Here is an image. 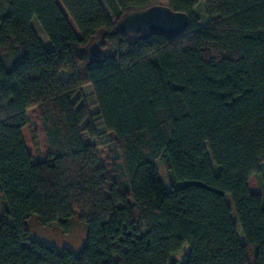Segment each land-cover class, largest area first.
Instances as JSON below:
<instances>
[{"label":"trees","instance_id":"16d2710c","mask_svg":"<svg viewBox=\"0 0 264 264\" xmlns=\"http://www.w3.org/2000/svg\"><path fill=\"white\" fill-rule=\"evenodd\" d=\"M104 1L116 22L99 0H0V205L12 221L0 223V264H67L68 249L30 238L32 217L65 234L77 217L79 264H264V0ZM153 5L187 14L186 31H116ZM31 108L49 148L36 162L22 133Z\"/></svg>","mask_w":264,"mask_h":264},{"label":"rangeland","instance_id":"374dc122","mask_svg":"<svg viewBox=\"0 0 264 264\" xmlns=\"http://www.w3.org/2000/svg\"><path fill=\"white\" fill-rule=\"evenodd\" d=\"M103 6V8L105 9V11L107 12V14L110 16V18L112 19L113 22H116V18L113 16L110 8L108 7V5L106 4V2L104 0H99ZM59 7L61 8V10L64 12L62 6L58 3ZM65 16L67 17L66 13L64 12ZM195 16L199 19V25L200 26H206L209 24L210 19L207 18V16L205 15V6H204V2L201 1L198 6L196 7L195 11H194ZM68 18V17H67ZM69 22L71 24V26L73 27L74 31H76V29L74 28L73 24L71 23L70 19ZM33 29L35 30V32L41 37L43 38V40L45 41V45L48 44V40L45 36V34L43 33L40 25L38 24V22L36 20H33ZM100 40L99 38H96L95 40H93L92 44L96 43L97 41ZM91 44V45H92ZM66 77V74H63V79ZM82 93L84 96V100L86 102V104L88 105L90 112L94 115L93 117V121L97 127V130L99 131L100 135L97 139V142L99 144L104 143L106 141H108L110 139V135H108L107 133H104L103 131V127L102 124L99 121L98 116L96 115L98 109L96 107L95 104V99L93 97L92 94V89L90 86L84 87L82 89ZM27 115L29 117V124L27 127L24 128L23 130V137H24V141L25 144L28 147L29 153H31L33 160L36 161H42L46 159V156L48 155L49 152V148L46 142V137L44 135L43 132V127L40 123L39 120V116H38V111L36 108H31L28 110ZM98 153L100 156L101 161L104 164H107L106 162V158H107V152L106 150L102 147L99 146L98 147ZM214 171L217 172L218 168L216 166L213 165ZM156 171L159 175V177L161 178L163 184L166 187H170V180H169V176H168V171L166 170V167L163 163L162 159H158L156 161ZM262 174L259 175H255L252 176L249 180L248 186H249V190L251 193L254 194H262L261 189H260V181L262 180ZM226 201L228 203V205L232 206L231 204V199L229 196L226 197ZM0 210H1V205H0ZM233 220L235 222V224H237L235 215L233 213ZM6 221L8 223H12L11 219L7 218ZM28 231H29V235L31 239L37 240L41 243H44L46 245L49 246H53L55 248H57L58 250H62V249H68V241L70 240H79L81 238H84V240H86V236H87V228L86 226L82 225L77 217H74L71 220L70 223V229L68 231V233H62L61 231H59V229L56 226H50V227H41L38 223V220L36 217H32L30 218L27 222H26ZM240 235L241 232L238 229V237L240 239ZM83 247V245H82ZM187 247H185V249H183V251L179 254H177L175 256V259L180 262L183 260V254L184 252H186Z\"/></svg>","mask_w":264,"mask_h":264},{"label":"water","instance_id":"95a60500","mask_svg":"<svg viewBox=\"0 0 264 264\" xmlns=\"http://www.w3.org/2000/svg\"><path fill=\"white\" fill-rule=\"evenodd\" d=\"M159 7L156 8H148L151 9L152 12H165L170 10L166 6L157 5ZM173 16L181 22L179 29H165L160 28L157 25L151 24L148 22V14L143 11H136L128 14L123 17L118 24L116 25V31L122 34H138L141 32H150V33H159L165 34L171 37H177L181 35L189 26V18L185 13L173 12L170 10ZM89 53L91 57L94 59H99L105 55V51L101 47L100 41L92 44L89 47Z\"/></svg>","mask_w":264,"mask_h":264},{"label":"snow or ice","instance_id":"6c2138e0","mask_svg":"<svg viewBox=\"0 0 264 264\" xmlns=\"http://www.w3.org/2000/svg\"><path fill=\"white\" fill-rule=\"evenodd\" d=\"M159 7L157 5H153L152 8ZM148 14V22L154 25L159 26L160 28L165 29H179L181 22L172 15L170 10L165 12H152L151 9L144 10ZM7 219L6 213L3 210H0V223H4ZM248 236V233L242 232L240 235V239L243 240ZM246 242V241H245ZM86 241L84 238L79 240H70L68 241V251L64 255L63 259L67 262V264H79V255L82 251V245H84Z\"/></svg>","mask_w":264,"mask_h":264},{"label":"crops","instance_id":"0c3cea01","mask_svg":"<svg viewBox=\"0 0 264 264\" xmlns=\"http://www.w3.org/2000/svg\"><path fill=\"white\" fill-rule=\"evenodd\" d=\"M32 25H33V22H32ZM38 35V34H37ZM39 36V35H38ZM40 37V36H39ZM40 39H41V41L45 44V41L43 40V38H41L40 37ZM22 133H23V131H22ZM24 138V137H23ZM26 147H27V145H26ZM27 149H28V147H27ZM29 151V150H28ZM31 154V153H30Z\"/></svg>","mask_w":264,"mask_h":264}]
</instances>
